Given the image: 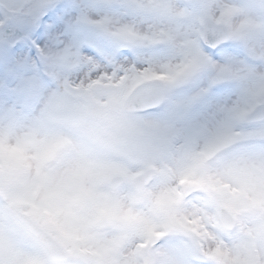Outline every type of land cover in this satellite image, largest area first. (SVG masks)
<instances>
[{
  "label": "snow or ice",
  "instance_id": "snow-or-ice-1",
  "mask_svg": "<svg viewBox=\"0 0 264 264\" xmlns=\"http://www.w3.org/2000/svg\"><path fill=\"white\" fill-rule=\"evenodd\" d=\"M0 264H264V0H0Z\"/></svg>",
  "mask_w": 264,
  "mask_h": 264
}]
</instances>
